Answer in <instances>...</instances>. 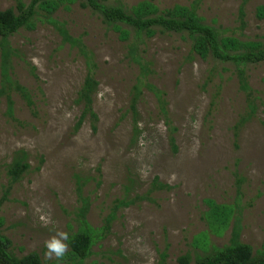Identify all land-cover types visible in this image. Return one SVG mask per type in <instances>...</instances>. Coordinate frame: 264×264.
<instances>
[{
  "label": "rangeland",
  "instance_id": "374dc122",
  "mask_svg": "<svg viewBox=\"0 0 264 264\" xmlns=\"http://www.w3.org/2000/svg\"><path fill=\"white\" fill-rule=\"evenodd\" d=\"M16 1L0 0V10ZM56 1L52 17L97 62L98 122L96 131L87 117L75 128L84 61L38 10L10 36L17 52L12 76L33 105L14 92L12 119L0 97V236L8 251L34 252L43 264H76L70 246L62 260L44 253L55 230L69 237L77 231L80 186L93 235L82 264H179L182 255L193 264L227 245L236 222L240 241L264 255V63L246 64L240 79L232 62L193 52L184 32L138 34L107 22L85 0ZM99 1L128 9L145 1L162 13L194 0ZM261 6L264 0H201L197 13L225 34L262 41ZM133 112L141 129L136 142ZM18 149L29 169L10 183L7 165ZM154 178L169 187L153 189ZM125 196L134 202L103 230L113 201ZM49 215L45 227L41 216Z\"/></svg>",
  "mask_w": 264,
  "mask_h": 264
},
{
  "label": "trees",
  "instance_id": "16d2710c",
  "mask_svg": "<svg viewBox=\"0 0 264 264\" xmlns=\"http://www.w3.org/2000/svg\"><path fill=\"white\" fill-rule=\"evenodd\" d=\"M85 2L92 10L99 12L107 22L126 23L132 26L138 34L152 35L155 28L184 32L191 39L193 52L201 57L210 54L220 60L232 62L240 79H243L244 76L243 66L248 63H264V38L262 41L241 40L232 34H225L214 25L203 22V19L197 13L201 0H194L187 6L174 5L162 13H157L155 7L145 1L129 9L122 5L105 4L99 0H85ZM57 6L58 2L56 0H30L27 4L22 0H17L14 7L0 10V97L5 99V112L12 119H15L14 92L24 99L28 107L33 105L28 89L12 76V58L16 56L17 52L11 45L10 36L20 28L29 26L38 10H43L49 21L58 29L62 40L75 48L84 61L86 71L77 92V102L82 105V109L75 123V128H79L84 118L87 117L92 130L96 131L98 115L93 107V96L99 84L95 75L97 62L92 50L87 47L82 39L79 36L72 35L63 23L52 17V13ZM258 14H264L263 6L258 8ZM244 15L243 6H240L238 19L241 26L245 24ZM146 87L152 88L150 84H146ZM135 116L133 112L132 142H136L141 133ZM28 169L29 163L26 151L23 149L16 150L6 170L10 183L18 181ZM154 179L153 189L169 187L167 184L158 182L157 178ZM77 191L81 199V205L76 212L79 226L77 231L69 237V246L71 255L78 260L76 264H82V261L91 252L93 235L86 220L89 204L87 199L82 196L80 186L77 187ZM133 202L132 198L126 196L115 199L111 205L110 213L105 218L103 230H108L109 224L119 208L128 206ZM239 232V225L236 222L227 245L214 249L212 253L197 257L193 264H264V255H253L250 246L240 241ZM7 243L0 236V264H43L34 252L20 257L11 254L7 249ZM178 261L179 264H189L186 255L180 256Z\"/></svg>",
  "mask_w": 264,
  "mask_h": 264
},
{
  "label": "clouds",
  "instance_id": "9594fccd",
  "mask_svg": "<svg viewBox=\"0 0 264 264\" xmlns=\"http://www.w3.org/2000/svg\"><path fill=\"white\" fill-rule=\"evenodd\" d=\"M43 226L47 227L51 221L49 216H41ZM69 233L64 230H55L54 234L45 241L46 252L44 253L45 260H51L55 257L57 260H62L69 249Z\"/></svg>",
  "mask_w": 264,
  "mask_h": 264
}]
</instances>
